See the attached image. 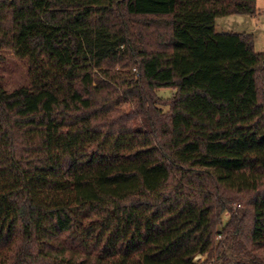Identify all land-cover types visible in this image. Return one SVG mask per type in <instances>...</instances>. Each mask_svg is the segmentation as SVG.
Wrapping results in <instances>:
<instances>
[{
  "label": "trees",
  "instance_id": "16d2710c",
  "mask_svg": "<svg viewBox=\"0 0 264 264\" xmlns=\"http://www.w3.org/2000/svg\"><path fill=\"white\" fill-rule=\"evenodd\" d=\"M256 9L0 0V264H264V52L216 31Z\"/></svg>",
  "mask_w": 264,
  "mask_h": 264
},
{
  "label": "rangeland",
  "instance_id": "374dc122",
  "mask_svg": "<svg viewBox=\"0 0 264 264\" xmlns=\"http://www.w3.org/2000/svg\"><path fill=\"white\" fill-rule=\"evenodd\" d=\"M216 31L220 33H251L255 50L264 52V0H257L255 13H233L218 17L216 19ZM4 55L5 59L0 63L3 86L10 92L21 87H29L27 59L16 56L11 50H6ZM156 93L162 99V104L159 106L167 112L170 109L168 104L175 93V89L160 88L156 90ZM121 106L129 108L127 102H122Z\"/></svg>",
  "mask_w": 264,
  "mask_h": 264
},
{
  "label": "built area",
  "instance_id": "2783aa9c",
  "mask_svg": "<svg viewBox=\"0 0 264 264\" xmlns=\"http://www.w3.org/2000/svg\"><path fill=\"white\" fill-rule=\"evenodd\" d=\"M207 258L206 255H202V254H198L196 257H195V260L198 261V260H202V261H205V259Z\"/></svg>",
  "mask_w": 264,
  "mask_h": 264
}]
</instances>
